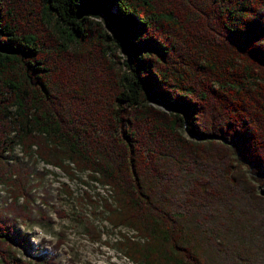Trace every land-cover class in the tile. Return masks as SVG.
<instances>
[{
    "label": "trees",
    "instance_id": "trees-1",
    "mask_svg": "<svg viewBox=\"0 0 264 264\" xmlns=\"http://www.w3.org/2000/svg\"><path fill=\"white\" fill-rule=\"evenodd\" d=\"M16 146L107 187L88 202L134 264H264V0H0L1 214L30 220ZM0 243L1 264H59L19 257L2 215Z\"/></svg>",
    "mask_w": 264,
    "mask_h": 264
},
{
    "label": "rangeland",
    "instance_id": "rangeland-1",
    "mask_svg": "<svg viewBox=\"0 0 264 264\" xmlns=\"http://www.w3.org/2000/svg\"><path fill=\"white\" fill-rule=\"evenodd\" d=\"M103 28L108 30L107 26H103ZM116 54L121 64L127 59V56L119 50L116 51ZM14 155L20 163L25 164V168L33 167V175L37 177L39 174L38 177L41 178L37 183L33 177L30 183V186L33 183L38 185L32 191L35 201L30 206L33 209L30 220L21 217L14 218L13 214H1L3 208L9 206L13 201L9 197L6 186L0 184V214L14 219L16 228L28 237L29 246L25 251L21 250L17 253V255L20 254L19 257L29 258L28 256L35 255L46 260L51 255H55L59 264H134L120 252H116L115 248L113 249L114 242L120 237L119 231L128 236H132L134 232L122 227H111L105 220L101 207L95 208L88 202V196L91 200L101 202V199L109 194L107 187L94 182L83 183V181H88L86 173L76 174L78 176L76 179L69 180L57 168L48 166V164L46 166L42 162L29 161L23 156L19 146H16ZM244 169L246 168L243 167L242 170ZM13 176L15 177V175ZM63 183L67 185L68 189ZM258 189H264V186H258ZM66 190L72 192V195H69ZM45 194L48 196L44 200L42 196ZM22 200L23 198H18L15 203L16 209H21ZM37 206H40L43 214L52 220V225L48 226L46 220L39 221L38 211L35 210ZM58 211L64 214V217H60ZM87 220L102 233L99 242H93L87 233ZM58 239H63V241L55 250L54 245ZM3 249L4 244L0 243V254Z\"/></svg>",
    "mask_w": 264,
    "mask_h": 264
},
{
    "label": "water",
    "instance_id": "water-1",
    "mask_svg": "<svg viewBox=\"0 0 264 264\" xmlns=\"http://www.w3.org/2000/svg\"><path fill=\"white\" fill-rule=\"evenodd\" d=\"M260 192H261L262 194H264V189H261Z\"/></svg>",
    "mask_w": 264,
    "mask_h": 264
}]
</instances>
